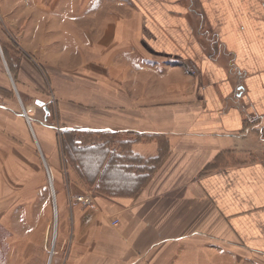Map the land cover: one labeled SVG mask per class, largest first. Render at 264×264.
Returning a JSON list of instances; mask_svg holds the SVG:
<instances>
[{"label": "crops", "instance_id": "obj_1", "mask_svg": "<svg viewBox=\"0 0 264 264\" xmlns=\"http://www.w3.org/2000/svg\"><path fill=\"white\" fill-rule=\"evenodd\" d=\"M0 11L20 44L0 40V218L43 245L55 218L60 264H264V0ZM83 20L109 33L78 36ZM52 52L79 76L52 73ZM101 133L126 142L70 139Z\"/></svg>", "mask_w": 264, "mask_h": 264}, {"label": "rangeland", "instance_id": "obj_2", "mask_svg": "<svg viewBox=\"0 0 264 264\" xmlns=\"http://www.w3.org/2000/svg\"><path fill=\"white\" fill-rule=\"evenodd\" d=\"M103 0H95V2ZM110 1V0H109ZM113 1V0H111ZM112 3V2H111ZM110 5V4H109ZM111 7V5H110ZM113 10V7H111ZM103 10V11H102ZM99 10L101 13H106V10L102 8ZM99 15V14H98ZM101 18V16H99ZM98 20V16H95ZM196 30L202 33H207L208 36H214L207 24L203 23L202 20L194 16L192 17ZM53 26V25H52ZM79 30L76 31L78 36H107L109 33L108 29L104 30V26L100 27L98 24L94 26L88 25L85 20L80 21ZM91 27L94 28L91 30ZM108 27V26H107ZM101 28V29H100ZM103 28V29H102ZM66 25H60V28L54 31L53 28L48 29L53 30L51 34L47 36V42H52L55 40L54 36H65L64 32ZM107 32V33H106ZM6 23L3 14L0 11V40L1 37L6 40L7 44L14 48L15 50L20 48V44L14 38L10 37L7 39L5 36L7 34ZM103 33H106L103 35ZM4 34V36H3ZM62 34V35H61ZM7 44L2 42L4 49L7 48ZM55 52L48 56L47 60L50 65L49 70L52 73L58 72L63 73V75H68L72 77L79 76L75 71L74 66L70 56L62 58L60 54L59 57H55ZM74 59V58H73ZM73 66V67H72ZM71 68V69H70ZM57 224L55 218L52 221V231L45 242V245L41 244V235L38 232L28 233L25 232L19 218H14L13 224H9L7 217L0 218V264H60L58 263V257L64 255L65 248L57 256L56 252L59 251V241L57 239Z\"/></svg>", "mask_w": 264, "mask_h": 264}, {"label": "trees", "instance_id": "obj_3", "mask_svg": "<svg viewBox=\"0 0 264 264\" xmlns=\"http://www.w3.org/2000/svg\"><path fill=\"white\" fill-rule=\"evenodd\" d=\"M71 140H75V139H80V141L84 140V143H96V144H106V143H119V142H126L125 141V136L122 134H118V133H101V134H97V137H91L89 134H84V135H77V136H73V134H71L70 136ZM88 141V142H87ZM97 141V142H95ZM72 142L71 141H66L65 142V146L66 149L67 147H71ZM87 144V145H88ZM126 153V156L131 158L132 161L133 159L135 160L136 156H132L128 151H124ZM115 157V156H114ZM138 159V158H137ZM117 162V161H116Z\"/></svg>", "mask_w": 264, "mask_h": 264}, {"label": "built area", "instance_id": "obj_4", "mask_svg": "<svg viewBox=\"0 0 264 264\" xmlns=\"http://www.w3.org/2000/svg\"><path fill=\"white\" fill-rule=\"evenodd\" d=\"M78 200L83 202L84 204H91V199L85 196L79 197ZM115 223H117V221Z\"/></svg>", "mask_w": 264, "mask_h": 264}, {"label": "water", "instance_id": "obj_5", "mask_svg": "<svg viewBox=\"0 0 264 264\" xmlns=\"http://www.w3.org/2000/svg\"><path fill=\"white\" fill-rule=\"evenodd\" d=\"M37 104H39L40 106L44 107L46 112H49L48 106L43 101L37 100Z\"/></svg>", "mask_w": 264, "mask_h": 264}]
</instances>
